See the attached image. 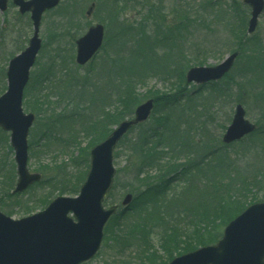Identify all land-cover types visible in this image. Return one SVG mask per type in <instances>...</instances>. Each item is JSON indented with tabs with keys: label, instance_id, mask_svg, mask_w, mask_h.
<instances>
[{
	"label": "rangeland",
	"instance_id": "1",
	"mask_svg": "<svg viewBox=\"0 0 264 264\" xmlns=\"http://www.w3.org/2000/svg\"><path fill=\"white\" fill-rule=\"evenodd\" d=\"M91 2H96V8L89 17L86 11ZM249 19L250 8L244 0H62L60 6L43 16L40 36L44 45L34 70L40 77L43 73L51 79L52 92L55 90L62 94L63 91L65 94L59 87L67 81L71 72L80 77L75 82L79 84L76 89L83 91L86 87V91L82 92L80 99L60 101L54 112L47 113L33 125L29 134L28 166L30 171L43 175V183L22 193H12L17 182L14 150L10 145V134L0 129V209L18 219L46 208L57 196H75L65 191L83 172L86 178L89 170L91 148H86L91 138L88 132L91 121L109 122L113 129L118 124H114L117 119L130 118L137 105L158 96L156 119H149L146 126L130 131L126 142L116 149L114 163L117 179L104 204L106 207L121 205L128 193L133 194V200L127 208L120 206L118 213L122 212V215L109 221L100 251L84 264H167L181 254L184 247H201L203 244L199 242V236L202 234L204 237L215 234L219 240L226 226L221 222L223 217L226 219L225 205L220 204L227 199L226 179L216 176L212 179L214 183H210L200 170L210 163L209 159L205 161L206 157H220L226 150L232 164L230 176L245 171L247 193L239 201L247 203V206L252 199L264 201V167L253 170L252 176L248 172L255 169L253 145L244 148L245 142H234L224 147L222 141L237 103L243 104L246 117L252 123L264 124L261 119L264 102L258 94L264 93V83L249 80L255 75L249 73L246 58H241L228 79L215 85L212 84L214 82L204 85L188 83L186 72L191 66L217 64L236 51L237 38L231 30L236 32L242 25H245L246 35L261 38L264 46V12L253 34L247 32ZM97 22L106 28L104 46L96 55L94 64L78 67L75 61L76 39ZM176 29L181 31L177 40L179 49L162 45L164 35H174ZM31 35L28 15L19 14L12 4L6 13L0 12V94L7 88L9 59L26 45ZM138 46V53L132 54L131 50ZM167 56L169 68L161 73L149 70L143 76L124 74L121 81V74L117 72L120 62H125L122 66L124 70H127L128 62L138 70H148L165 64ZM88 68L94 70L88 73ZM182 70L185 72L183 77ZM53 76L56 77L54 82ZM200 87L199 94L193 95ZM179 88L187 89L183 94L186 96L180 98L175 106L167 104L171 106L167 108V101ZM135 101L133 111L128 113V108ZM25 111L31 112L26 108ZM157 126H160L159 132L166 133L163 135V146L159 148L174 150L163 154L161 162L149 168V161H142L150 150L149 145L143 147L144 153L140 154L133 151V143L140 138L142 131H145L146 137L150 128L156 130ZM44 131L51 133L50 136H43ZM263 146L261 141L257 143V150L264 155ZM84 149L88 155L83 154ZM61 165L65 167L60 168ZM185 165L194 166L185 181L173 184L164 195H160L161 198L158 196L161 191L158 190L154 197L147 195L145 199L136 200L138 192L144 193L145 188L155 187L152 185L157 180L171 175L179 177ZM141 171L144 172L138 175ZM66 175L70 176V181L65 179ZM138 202L146 205L148 210L156 205L155 212L152 209L147 214ZM132 208L137 211L131 212ZM144 214H147V221L157 215L160 221L165 218L170 225L175 224L176 230L150 220L146 226L155 229L145 231L146 243L137 247L130 239L121 251L119 246L122 247L123 239L118 237L119 228L123 224L135 223ZM208 222H214V225ZM157 224L160 226L156 227ZM160 227L163 230L157 232ZM174 233L179 242L173 237L168 240Z\"/></svg>",
	"mask_w": 264,
	"mask_h": 264
},
{
	"label": "water",
	"instance_id": "2",
	"mask_svg": "<svg viewBox=\"0 0 264 264\" xmlns=\"http://www.w3.org/2000/svg\"><path fill=\"white\" fill-rule=\"evenodd\" d=\"M60 0H13L21 13L31 12L34 33L28 47L10 60L7 91L0 96V127L11 132L18 181L14 192H22L41 179L40 173L28 169V134L35 115L23 109L24 90L30 70L35 64L42 40L39 37L42 15ZM251 7L248 33L258 27L264 11V0H245ZM8 8V0H0V11ZM94 5L90 6L88 15ZM105 28L92 25L77 40L76 62L87 64L102 47ZM239 51L226 56L216 65L193 66L186 73L188 83L204 84L222 79L233 68ZM154 99L138 105L132 118L121 121L106 139L90 151V168L79 196H59L44 210L14 219L0 211V264H82L93 258L101 247L104 227L118 209L106 208L105 195L111 189L116 168L114 150L134 126L146 121L154 108ZM256 125L246 118L241 103L227 127L223 141L231 143L253 132ZM132 194L122 204L128 206ZM169 264H264V202L248 206L224 229L223 237L213 245L174 258Z\"/></svg>",
	"mask_w": 264,
	"mask_h": 264
},
{
	"label": "trees",
	"instance_id": "3",
	"mask_svg": "<svg viewBox=\"0 0 264 264\" xmlns=\"http://www.w3.org/2000/svg\"><path fill=\"white\" fill-rule=\"evenodd\" d=\"M215 1H217V0H215ZM243 24H245V18L243 19ZM179 32H181L180 29H176V33L174 35H172V34L170 36H168L167 34L164 35L165 38H164V41L162 42L163 43L162 45L168 46L170 49H174V48L179 49L178 48L179 44L177 43L178 37L180 36ZM231 32L237 38L236 49L240 51V54L238 57V59H240V60L237 59L236 64L239 61H241L242 59L246 58L247 65L249 66V73H253L255 75V77H253V78L249 77V80H251L253 82L255 81V82H259V83H264V46L262 43V39L258 38V37L255 38L253 36L249 37L248 35H246L245 25H242V28H239L236 32L232 31V30H231ZM170 39H171V41H170ZM138 49H139V46L136 49L131 50V53L137 54ZM151 50H152V47H151ZM130 59H132L131 56H130ZM168 61H169V59L167 56V59L164 61L165 64H162L159 67L157 66L154 68H150L148 70H138V69H136L135 66H133V64L131 65L129 62H128V65L126 63V65L128 66L127 70H126V68L124 70V67H122V66L125 62H123V63L120 62L119 66H118L119 71H117V72H119L121 74V75H119V77L122 78L121 81L124 80V78H123L124 74H126V75L137 74L139 76H143L144 74H146L145 72H147L149 70H151L152 72L154 71V72L161 73L162 71H166V69L169 68L170 62H168ZM94 62H95V58H93V60L88 63L89 65L88 64L87 65L91 66L92 64H94ZM173 63H175V61ZM236 64H235V66H236ZM87 65H86V67H87ZM75 66H77V65H75ZM235 66L232 69V71L236 68ZM115 67L117 68V66H115ZM68 69L69 68H65V70H68ZM93 70H94L93 68H88V73H90ZM70 71H72V70H70ZM231 72L228 73L223 79H228ZM184 73L185 72L182 70V73H181L182 76L181 77L184 76ZM69 74L70 75H68L67 81H65V83L59 87V88H63V90L65 92V94L63 95V91H62V94L56 92L55 90H53V92H52L51 87H50V83H51L50 78L44 76L43 73H42V77H40V75L37 74L35 72V70L32 71L30 81H29V83L26 87V90H25L24 106L26 109L35 113L36 121H35L34 125H36L40 121V119H42L47 113L54 112L58 108L57 105L60 101L66 100V102H67L70 100H74L76 97H78L80 99L81 96L83 95V93L86 91V87L83 91H78L76 88L79 86V84H75V82L80 77L74 72H71ZM87 78H88V76H87ZM52 79H53L52 82H54L56 77L53 76ZM242 79H244V78H242ZM218 82L219 81L214 82L212 84L215 85ZM87 88H89V87H87ZM201 90H202V87H200L199 89L194 91L192 94L193 95L199 94V92ZM186 91H187L186 88H183L182 90L179 88L177 90V93H175L173 96H171L172 98L170 97L171 99H169L167 101L166 105L167 104H170L172 106L177 105L179 103L178 100H180V98L183 99L186 96V95H183L184 92H186ZM1 93H3V92H1ZM212 94L213 93H211L210 96H212ZM258 94L261 95L260 96L261 101L264 102V93L259 92ZM213 98H214V96H212L211 99L213 100ZM159 101H160L159 97L156 96V106H155V109L153 111L152 116L150 117V120L156 119V116L158 114L156 112V107H157V104L159 103ZM135 103H136V101L130 106V109L128 108V110H127L128 113H131L133 111V109L136 105ZM170 105H167V108H171ZM124 118L120 117V119H117L114 124L119 123V121L124 119ZM163 119L168 120L169 117H164ZM261 119H263V121H264V113L261 115ZM145 123H141L138 126L134 127L133 129H136V128L141 129L143 126H146ZM111 126L112 125H110L109 122L105 123L104 121H99V120L93 119L91 121L89 129H88V132L91 133V138L89 140V144H88V147L86 149L91 148L92 146H94L97 143L104 140L106 138V136L112 131ZM159 127L160 126H157L156 130H153L150 128V130L146 133V137H145V131H142L140 138H137L136 141L133 143L134 144L133 151H135L136 153H140V154L144 153L142 148L149 145L150 150L147 151V153H148L147 156L145 155L146 159L142 158V161H144V160H146V162L149 161V164H150L148 166L149 168L150 167L153 168L152 166L159 164V162H161V160H162L161 156L163 154H167L168 152H172L174 150L173 148H171V149H169V151H163L162 148H159L160 146H163V135L166 134L163 131L159 132ZM165 131H167V130H165ZM50 134H46V132L44 131L43 136L44 135L50 136ZM263 136H264V124L262 122V124H257V129L253 133L246 136L242 140L238 141V143H241V142L246 143V145H244V148H249L250 146L253 145L252 146L253 152H254L253 153L254 154L253 167H255V169L248 171V172H250L251 176H252L253 170H258L259 168L264 167V166H262L263 162H264V155L260 151L257 150L258 149L257 143H259V141H261L264 145V139H263L264 137ZM126 138H127V135L120 141L118 146L120 144H124L126 142ZM127 144H128V142H127ZM187 146H189V144H187ZM227 146L228 145H226V144L224 145V147H227ZM263 148H264V146H263ZM86 149H84L83 154L88 155V151H86ZM116 152L117 151H115V158L117 157ZM227 153L228 152L225 150L222 152V154H220L221 155L220 157L217 155L213 158L212 157H206L205 161H208V159H209L210 163L208 164V166L204 167V170L203 169L200 170V173L202 175H204L207 178L208 182H210V183H214L212 179H214L216 176L221 178V180L226 179V181L224 183V188L226 189L225 195H226L227 199H225L224 202H220V204L223 203V205H225V207H223L224 213L226 211V213H225L226 219H225V217H223V219H222V217H220V219H222L221 222H223V224H222L223 226L227 225L233 218H235L239 213H241L247 207V203H241L239 201L247 193V188H246L247 181L245 180V178L243 176L245 171L241 172V173H238V171H237L238 174H233V176L232 175L230 176L229 168H231L232 164H230V156ZM64 167L65 166L61 165L60 168H64ZM139 167L140 166L136 167L137 171L139 170ZM193 167H194L193 165L192 166L185 165V167H182V170L180 171L179 177L171 175L168 178L163 177V179L160 181L157 180V182L152 185L155 187H151L149 189L145 188L144 193L138 192L136 194V200L141 198V197H143V199H145L147 197V195L154 197V194L158 190L161 191L158 194V196L161 198L162 196H160V195H164L168 191V189L171 188V186L173 184H177L179 182L185 181L186 180L185 178H186L188 172L192 173ZM86 168H87V165H86ZM247 170L248 169H246V171ZM213 171L215 172V175H211ZM143 172L144 171L139 172L138 175H140ZM165 172H167V171H165ZM176 172L177 171H175V173ZM79 176L80 177L77 178L76 182L72 183V187L66 189V191H65L66 193L76 195L79 192L80 185L85 180V172H83V174H81ZM76 177H78V175ZM65 179L70 181V176L66 175ZM116 179H117V176H116ZM40 183H43V180L40 181L39 184ZM36 184H38V183H36ZM185 184H186V182H185ZM114 186H115V183H114ZM220 186H222V185H219V187ZM214 187H216V186H214ZM147 190H150V191L148 192ZM65 192H62V193H65ZM2 197H4V196H2ZM171 198H169V199H171ZM252 200L253 201H250L249 204L253 203V202H257L256 199H252ZM46 202H47V200L45 201V203ZM182 203H183V201L179 205L181 206ZM139 204H140V208H143L144 210L147 211V214H149V212L152 209L155 212L156 205L155 206L152 205L153 208L148 210L146 205L143 206V203H139ZM130 210H131V212L137 211L135 208H132ZM138 210L141 211V209H138ZM170 212H172V211L170 210ZM121 213H117L111 219L118 218L120 215H122ZM147 214H144V216L140 217V220L135 221V223L131 222L128 225L123 224L119 228L118 237L123 239L122 247L119 246L120 248H122L121 251H123V249H124L123 246H125V242L127 240L130 241V239L134 240V241H130V242H134L137 245V247H142L146 243V239H145V235H144L145 231L149 230V229L151 231H153L155 229V228H150V227L146 226V223L150 220L161 222V223H163V225H166L168 228L176 230L175 224L170 225L169 223H167V220H165V218H164V221H160L161 218H159L158 215H157V217L156 216L150 217V220L147 221V217H146ZM212 223L214 225V222H208V224H210V225H212ZM159 226H160L159 224L156 225V227H159ZM160 230H163V228L160 227L157 232H159ZM105 232H106V230H105ZM155 235H157V233H155ZM172 237H173V239L176 240V233H174L172 236H170L168 240H171ZM175 240H173V242H175ZM217 240H218V236L215 234H212V233H210L208 237H204V234L199 236V242L203 245H207L208 243H210V244L215 243ZM176 242H179V241L176 240ZM193 249H195V247H190L187 249H185V247H184L181 252L183 253V252H187V251H190Z\"/></svg>",
	"mask_w": 264,
	"mask_h": 264
},
{
	"label": "flooded vegetation",
	"instance_id": "4",
	"mask_svg": "<svg viewBox=\"0 0 264 264\" xmlns=\"http://www.w3.org/2000/svg\"><path fill=\"white\" fill-rule=\"evenodd\" d=\"M17 9H18V7L17 6H15ZM18 12H19V9H18ZM19 14H21L20 12H19ZM21 15H28V17H29V20H30V24H31V26H32V34H33V31H34V29H33V22H32V20H31V13H29V12H26V13H23V14H21ZM93 15V14H92ZM91 15V16H92ZM87 16H88V14H87ZM41 25H42V22H41ZM40 32H41V30H40ZM32 36V35H31ZM31 38V37H30ZM30 38H29V40H30ZM29 40H28V42L27 43H25L26 45H24L23 47H21L20 48V50L16 53V54H14L13 56H15V55H17L18 53H20L21 51H23L24 50V48H26L27 47V45L29 44ZM42 42H43V39H42ZM42 45H43V43H42ZM43 49V48H42ZM41 49V50H42ZM41 50H40V52H41ZM39 52V53H40ZM10 60V59H9Z\"/></svg>",
	"mask_w": 264,
	"mask_h": 264
}]
</instances>
